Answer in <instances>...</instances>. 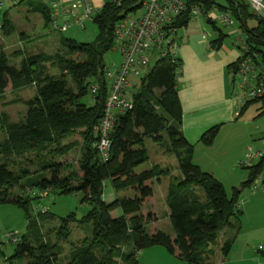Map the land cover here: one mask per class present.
<instances>
[{
	"label": "trees",
	"instance_id": "1",
	"mask_svg": "<svg viewBox=\"0 0 264 264\" xmlns=\"http://www.w3.org/2000/svg\"><path fill=\"white\" fill-rule=\"evenodd\" d=\"M144 1L105 3L93 20L97 28L93 43L61 38L60 51L63 53L53 56L44 52L27 53L19 65L11 64L6 54L0 52V101L9 84L14 91L35 88V95L26 102L27 112L21 121L8 122L6 115L0 113V125H3L0 129L4 133L0 141V205L13 204L25 212L28 232L17 236L18 242H13V257L24 259L26 264H138V254L155 246L165 248L187 264H211L214 251L210 247L219 239L222 229L234 230V235L227 237L221 246L223 256L230 252L240 231V191L233 189L229 197L223 184L202 171L193 161L194 146L181 132L182 109L177 80L182 73V62L179 58L173 63L171 59H162L141 78L137 91L131 94V109L118 117L111 132L109 161L102 162L93 147L95 128L107 99V84L102 73L106 68L104 56L118 44L117 24L138 13ZM226 1L228 6L216 0H187V3L190 6L203 3L204 14L214 8L230 12L239 22L247 45L260 54L254 60L255 65L264 66V19L251 13L244 0ZM29 8L42 15L45 25L50 24L43 4L31 2ZM191 17L189 10L182 13L173 28L188 26ZM250 20H255L256 26L250 28ZM207 22L216 29L214 22ZM12 30L5 14L2 31L10 34ZM223 39L220 34L213 44H220ZM48 64L58 73L52 74ZM236 65L237 62L230 69H235ZM94 84H98L100 90L93 98L90 88ZM89 96L92 105L83 102ZM258 101L261 100L245 101L235 120ZM219 129L220 126H215L207 130L200 139L201 144L212 146ZM75 133L82 137L77 165L59 160L77 145L63 144ZM147 139L176 157L182 175L181 180L171 179L168 188L173 240L161 230L150 234L148 225L157 219L152 213H142L144 202L153 194L150 183L170 175L169 170H161L158 166L137 171L149 161L145 147ZM32 167L34 173L30 172ZM245 169L248 177L242 187L250 188L261 176L264 160ZM107 185L116 192L132 189L135 197L108 202L104 199ZM198 188L203 190L204 200L199 197ZM15 189L22 194L13 193ZM26 191L38 194L32 197L31 192ZM44 193L80 195L81 202L88 207L81 220H77L74 213L62 218L61 227L53 230L56 241L43 240L40 231L46 222L37 221L30 209L32 198L38 199ZM115 210L121 211L119 217L113 216ZM71 222L92 225V236L71 246L63 256L65 261L61 262L60 243L71 237ZM44 232L45 237L51 235L48 230ZM2 246L0 241V258L4 256Z\"/></svg>",
	"mask_w": 264,
	"mask_h": 264
},
{
	"label": "rangeland",
	"instance_id": "2",
	"mask_svg": "<svg viewBox=\"0 0 264 264\" xmlns=\"http://www.w3.org/2000/svg\"><path fill=\"white\" fill-rule=\"evenodd\" d=\"M6 0H0V2H5ZM27 1V0H26ZM31 2H43L44 0H29ZM105 3L113 2L115 0H102ZM217 3H225V0H216ZM103 3H99L98 6L104 5ZM28 5L26 2L19 4L17 6H13L11 4L5 3L3 8V13L8 12L9 18L18 17L15 23L10 24L13 26V30L10 34H5L2 30H0V49L10 42L11 40H16V36L23 29V25L30 27L29 37L21 43L24 46H34L33 49L28 47L29 52L26 53H39L44 52L49 56L55 55L57 52L63 53L60 51V42L61 38L72 39L77 43H93L95 42V38L97 35V28L93 21H88L85 23V29H82L77 26H72L66 32H59L49 26H44L42 22V17L39 13H34L31 15L28 14ZM142 14V10H140L135 15H130L132 18H138ZM26 17H31L32 20H29ZM230 18L234 21L233 26H229L223 23L221 20H218L215 23V27L207 22L206 18H202L200 20L202 27L199 32L200 35H207V40L213 41L219 37V34H223L224 42L226 44H233L236 39V36L231 35L230 32L235 30L236 33L242 35L244 37L243 30L240 29L239 22L230 15ZM194 20H191L189 25L190 27L187 29L186 27L180 28L177 30V38L180 39L181 34L187 31H194ZM257 22L255 20H250L248 25L251 27L256 26ZM187 29V30H186ZM15 32V33H14ZM24 34V33H23ZM48 38H51L48 40ZM19 38H17V42H19ZM49 41V42H47ZM4 42V43H3ZM41 45V46H40ZM24 46L22 48H24ZM20 49L21 47H17ZM16 48L10 49V55L14 54ZM19 51V50H17ZM25 52H19L16 56H10V63L13 65H19L20 61L26 54ZM104 62L106 68H108L111 72H114L122 63V55L119 51L111 50L104 56ZM50 68V72L52 74H57L58 70L56 68H52L50 64H48ZM154 67V62H152L151 68ZM139 78H132V88L129 90V95L133 92L137 91V88L140 84ZM233 78L234 89H235V97H242V91L239 88V77L236 76ZM232 81V80H231ZM35 95L34 87H27L23 90H13L11 85L7 87L5 91L4 100L0 101V113H4L7 117L8 122H19L21 121L27 112L26 102L31 99ZM83 102L92 105L91 97H86L83 99ZM240 102V107L237 109V113H235V118L240 112L242 107V101ZM232 121L231 123L225 125L220 131L218 136V143L225 144V153L224 159H229L231 156H239L242 153L241 163H245L247 161V156L249 154V148H252L253 153L261 152L264 154V102L258 101L248 106V108L242 113V115ZM3 127V125H0ZM4 138V133L0 129V141ZM217 138V137H216ZM75 143V147L67 153L65 156L60 157L59 160L64 163H72L77 165V162L80 158V144L82 143V137L80 134L75 133L69 139L64 141V145ZM146 148L149 152V161L137 168V171H142L144 168H152V166L156 165L161 170H169L171 179H182L181 172L178 168V161L174 155H169L165 153L164 148L159 146L157 143H154L152 140L147 139L145 142ZM227 145V147H226ZM224 151V148H223ZM260 160H253V165L257 164ZM163 162V163H162ZM165 164V165H158ZM237 165V168H236ZM235 166H231L230 175H226L223 179V186L227 191V195L229 197L232 196L233 189H237L240 191L238 197V204L240 205L239 209L242 210V215H240V232L235 239V244L237 247L243 248V245L246 247L258 249L260 246L264 248V189L262 188V181L264 180V170L261 174V181L257 182L259 184V188L255 190L256 182L250 188H243L242 184L246 181L248 177V171L245 167L240 166L239 162L236 163ZM36 169V168H35ZM30 172L34 173V168H30ZM219 178H222L219 176ZM233 179V181L231 180ZM231 180V181H229ZM163 188V185L160 186ZM110 186H105L104 196L107 194V189ZM157 188V191L159 189ZM30 193L31 191H26ZM13 193L22 194L21 191L15 189ZM199 197L204 200V192L202 189L198 188ZM38 194L37 191H32V197ZM163 202V201H162ZM159 209L161 212L164 210V205L161 204L160 201ZM30 209L32 214H34L39 222H46V226H43V232L40 231L41 235H43V240L46 241L50 239L52 241H56L55 234L53 232L58 230L61 227L63 222L62 218H67L71 214H75L77 220H81V218L86 215L88 212V207L86 204L81 202V196L76 194L69 195H58L55 193H50L48 195H43L40 198H32L30 201ZM71 237L68 241H62L60 243L63 255L60 256L61 262L65 261L63 256H66L70 251L71 246L81 243L84 239L92 236V225L90 224H80V222H71ZM45 229V230H44ZM49 231L51 235H46L44 231ZM261 230L262 233H257L255 231ZM164 231L171 233V228L164 226ZM27 220L26 215L23 209L19 208L13 204H1L0 205V241L3 243V252L4 256L0 258V264H26V261L21 258L13 257L15 243H13L9 235L16 234L18 237H21L27 234ZM231 236L234 235L233 229H228L227 227L223 228L221 231V235L219 239H217L216 243L211 245V250L214 252L220 251V246L224 242V233ZM228 236V237H229ZM226 239V238H225ZM213 258V257H212ZM139 259V258H138Z\"/></svg>",
	"mask_w": 264,
	"mask_h": 264
},
{
	"label": "crops",
	"instance_id": "3",
	"mask_svg": "<svg viewBox=\"0 0 264 264\" xmlns=\"http://www.w3.org/2000/svg\"><path fill=\"white\" fill-rule=\"evenodd\" d=\"M20 2L19 4H22ZM93 4L97 7L99 3L104 2L102 0H91ZM246 4L249 3L244 0ZM28 5V14L31 15L37 12H31L29 8V0H25ZM43 4L45 7L48 6V1L44 0L43 2H38ZM18 4V5H19ZM200 4V3H199ZM222 5L228 6L227 1L225 3H220ZM17 6V5H16ZM203 6V3H202ZM251 13L253 10L249 5ZM215 12L217 16L228 15L230 17L231 13L219 11L217 8L209 11L207 14L200 16L199 21H195L194 23V31H187L180 37L177 38V32L175 40L177 42L176 54L177 57L182 62V73L178 78V98L182 109V125L181 132L184 135L185 139L194 146L193 151V161L199 166V168L214 176L220 183L223 182V179L226 175H230L231 166H235L236 163H241L242 153L239 156H231L229 159H224L225 153V144L218 143V136L220 131H222L223 127L232 121L235 118V113H237V109L240 107V99L235 97V89L233 78L234 77V69H230V67L237 61L239 57V49L237 45V40L242 35L236 33L235 30L230 32L231 35H235L236 39L233 44H226L223 41L221 43H214L216 40L209 41L204 39L202 35H200V28L202 24L200 20L204 17H210V13ZM7 14L8 19L11 23H15L18 17L9 18V13ZM40 14V13H39ZM254 14V13H253ZM41 15V14H40ZM233 16V15H231ZM42 17V15H41ZM4 18V17H3ZM29 20H32L31 17H26ZM42 22L45 25L43 18ZM23 30L16 36V40H11L7 44H5L0 52H4L9 59L11 56H16L19 52H29L28 47L31 49L34 48V44L32 46H24L21 45L23 41H25L29 37V29L26 25H23ZM249 26V25H248ZM13 27V26H12ZM190 25L186 26L188 29ZM251 28V25L249 26ZM186 29V30H187ZM2 30V28L0 29ZM15 33V32H14ZM24 33V34H23ZM223 35L222 33H220ZM219 34V35H220ZM224 37V36H223ZM17 38H19V42H17ZM51 38H48L50 40ZM49 42V41H47ZM4 43V42H3ZM21 47L18 49L17 47ZM24 46V48H22ZM41 46V45H40ZM39 47V46H35ZM16 48L14 54L10 55V49ZM19 50V51H17ZM27 54V53H26ZM10 60V59H9ZM235 78V77H234ZM232 80V81H231ZM23 90V89H22ZM13 91V90H12ZM5 97V93H4ZM4 100V99H3ZM220 126L219 132L217 134V138L214 143L210 147H206L201 144L200 139L203 134L215 127ZM146 142V141H145ZM146 147V145H145ZM227 147V145H226ZM224 148V151H223ZM147 149V148H146ZM149 154V152H148ZM150 159V157H149ZM163 163V162H162ZM158 165H165L159 164ZM156 166V165H155ZM154 165L152 167H155ZM178 166V165H177ZM237 168V165H236ZM151 169V168H144ZM222 177V178H219ZM233 181V179H231ZM229 180V181H231ZM171 178L169 176L161 177L159 181H153L150 183V186L153 189V194L150 199L144 202L142 213L145 215L147 213H152L155 215L157 221H154L148 225V231L152 234L155 230L164 231V226L171 228L172 232L167 234L171 236V239H175V234L171 226V222L169 220L170 210L167 205V196H168V188L170 184ZM221 183V184H222ZM163 185V188L160 186ZM157 188L159 191H157ZM227 193V191H226ZM134 198L135 193L132 189L119 190L116 192L114 189L108 188L107 194L104 196V199L108 202L113 201L117 198ZM161 204L164 205L163 212L160 211L159 206ZM163 201V202H162ZM240 207V205H239ZM121 215L120 210H115L113 212L114 217H119ZM240 232V231H239ZM257 233H262L261 230L255 231ZM239 233H237L238 236ZM229 235L224 233V241ZM236 236V237H237ZM224 243V242H223ZM222 243V244H223ZM222 246V245H221ZM220 251L213 253V258L211 257V264H264V248L261 250L254 249L250 247H246L243 245V248L237 247L234 243L230 252L223 256ZM211 248V247H210ZM259 250V251H258ZM214 251V250H213ZM138 264H187L186 262L181 261L176 256L171 255L167 250L161 246H155L149 249L142 251L139 255Z\"/></svg>",
	"mask_w": 264,
	"mask_h": 264
},
{
	"label": "built area",
	"instance_id": "4",
	"mask_svg": "<svg viewBox=\"0 0 264 264\" xmlns=\"http://www.w3.org/2000/svg\"><path fill=\"white\" fill-rule=\"evenodd\" d=\"M47 1L46 8L48 17H50V25L61 33L66 32L72 26L85 29V23L93 21L101 8L95 6L91 0ZM246 1L251 6L254 15L264 19V0ZM20 2L22 0L0 2V29L3 26L5 3L16 6ZM198 4L190 6L187 0H145L140 17L128 16L117 24L115 34L118 44L114 50L121 53L122 63L114 72L108 68L103 69V79L107 84V99L102 117L95 128L96 141L93 144L102 162L109 161L111 157L110 135L118 117L127 113L132 107L131 95H129V90L132 88L131 79L144 77L162 59H171L173 63L178 58L175 40L177 30L173 28V25L177 17L188 10L192 15V20L199 21L204 12L203 7ZM204 18L214 23L221 20L229 26L234 25V21L227 14L217 16L215 12H212L210 17ZM203 38L206 39L207 35L204 34ZM237 45L239 57L236 61L234 77H239V88L242 91V97L239 99L242 104L252 100L264 102V66L258 67L254 63L260 54L247 45L244 37L238 38ZM152 62H154L153 68H151ZM99 90L98 84L92 85L91 96L94 98ZM255 159L264 160V154L253 153L252 148H249L247 161L240 163V166L250 167ZM260 181L261 176L258 177L257 182ZM257 182L255 190L259 188ZM262 188L264 189L263 185ZM43 195L46 194L41 196ZM9 238L12 242H18L16 234H10ZM258 249L261 250L262 246Z\"/></svg>",
	"mask_w": 264,
	"mask_h": 264
},
{
	"label": "bare ground",
	"instance_id": "5",
	"mask_svg": "<svg viewBox=\"0 0 264 264\" xmlns=\"http://www.w3.org/2000/svg\"><path fill=\"white\" fill-rule=\"evenodd\" d=\"M260 19V18H259Z\"/></svg>",
	"mask_w": 264,
	"mask_h": 264
}]
</instances>
